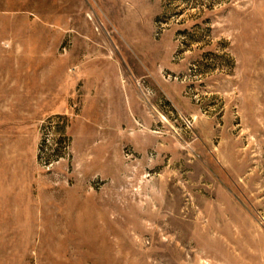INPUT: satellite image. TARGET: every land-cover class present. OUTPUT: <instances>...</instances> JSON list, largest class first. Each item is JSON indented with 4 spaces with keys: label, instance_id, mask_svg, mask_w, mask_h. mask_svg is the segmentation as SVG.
<instances>
[{
    "label": "rangeland",
    "instance_id": "1",
    "mask_svg": "<svg viewBox=\"0 0 264 264\" xmlns=\"http://www.w3.org/2000/svg\"><path fill=\"white\" fill-rule=\"evenodd\" d=\"M0 264H264V0H0Z\"/></svg>",
    "mask_w": 264,
    "mask_h": 264
}]
</instances>
